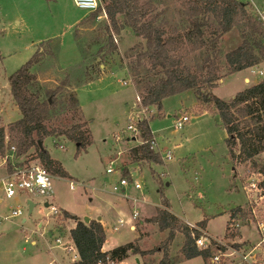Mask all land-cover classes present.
I'll list each match as a JSON object with an SVG mask.
<instances>
[{
	"label": "rangeland",
	"instance_id": "374dc122",
	"mask_svg": "<svg viewBox=\"0 0 264 264\" xmlns=\"http://www.w3.org/2000/svg\"><path fill=\"white\" fill-rule=\"evenodd\" d=\"M156 1L162 5L155 12L166 10L170 23L179 20L172 0ZM238 1L246 3L253 12L264 10V0ZM91 14L78 9L72 0H0V127L20 118L10 95L8 78L43 43V51L50 55H45L35 70L38 83L49 90L64 83L60 101L67 105L69 96L75 94L79 104L77 115L63 113L53 118L51 125L69 128L84 123L91 137L90 144L83 149H77L62 136L47 137L41 143L49 157L67 173L66 177L51 175V195L22 193L7 199L1 192L0 264H70L76 260L69 237L72 222L61 220L62 210L81 220L101 217L105 250L131 244L139 251L134 253L130 249L126 257L108 264H158L165 254L170 259L178 257L184 241L183 228L161 230L158 213L164 210L190 229L198 228V222L205 220L202 230L229 246H233L232 241L245 246L247 236L252 234L250 241L254 246L260 239L255 228L264 221V199L257 206L252 205L255 208L252 212L243 187L251 178L264 186V177L256 176L261 171L252 170L249 163L232 162L222 121L213 110L203 109L207 106L199 104L194 95L167 97L159 111L154 107L142 111L134 79L127 68L134 60L128 57L137 53L129 50L142 47L143 41L123 25L121 16L116 17L120 29L116 34L104 12L93 18ZM110 40L115 51H111ZM239 43L238 33L233 29L218 40V47L224 54ZM98 50L106 55L99 70L90 64ZM224 73L225 69L221 75ZM243 75L250 79L249 84L243 82ZM263 78L264 62L241 74L224 77L213 95L229 100ZM179 114L187 115L189 121L181 130H175L173 125ZM137 119L148 121L158 147L153 151L160 157L159 163L130 161V148L142 143L137 133L127 129L130 124L135 126ZM4 142L8 144V138ZM7 152L5 148L2 154ZM167 152L168 160L164 157ZM37 158L36 150L31 148L11 156L10 160L39 163ZM254 160L257 166H264V152ZM110 162L113 171L106 174ZM120 177L132 182L124 191L125 198L112 192ZM133 183H138L140 189H134ZM27 199L34 204L30 213ZM45 202L54 206L59 215H51L50 209L43 205ZM236 207L245 216L229 217ZM14 209L22 214L9 217ZM102 209L104 212L100 213ZM133 209L138 212L134 229L118 227L117 220L128 217ZM116 225L118 229L113 230ZM56 238L69 244L72 250L67 252L57 245ZM241 238L246 242H239ZM179 264L204 263L195 257Z\"/></svg>",
	"mask_w": 264,
	"mask_h": 264
},
{
	"label": "trees",
	"instance_id": "16d2710c",
	"mask_svg": "<svg viewBox=\"0 0 264 264\" xmlns=\"http://www.w3.org/2000/svg\"><path fill=\"white\" fill-rule=\"evenodd\" d=\"M172 1L180 15L174 23L168 21L166 10L155 12L162 5L156 0H100L104 4L100 3L101 6L91 17L104 12L114 32L118 34L120 29L117 28L116 17L121 16L123 25L143 41L142 47L129 50V53H137L129 55L131 57L128 58L134 60L128 63L127 68L134 79L136 97L142 109L154 107L159 111L165 98L190 92L199 104L207 106L203 109L213 110L222 121L226 132L225 143L232 162L249 163L252 170L259 169L264 173V166H257L254 160L264 152V78L229 100H221L213 95V90L224 77L264 62L263 27L253 10L238 0ZM233 29L237 31L240 43L223 54L218 47V40ZM108 38L112 39L110 35ZM110 44L111 51H115L111 40ZM42 46L43 43L8 78L10 95L20 118L5 128L0 127V155L11 146L15 149L14 156L34 148L39 164L52 176L66 177L67 173L60 163L52 160L38 143H43L47 137L62 136L75 144L77 149H83L90 144L91 137L84 123L69 128L51 125V120L58 115H75L79 111V104L75 94L69 96L67 105L60 101L66 87L64 83L53 90L45 89L38 83L35 70L45 55L49 54L43 51ZM98 59L99 63H95ZM102 59L106 60V55L98 50L90 64L98 69ZM223 69L225 73L221 75ZM136 129L142 143L129 150L130 161L135 164L159 163L160 157L150 149L152 133L148 121H139ZM6 138L8 144L4 142ZM165 206L168 207L167 203ZM158 215L161 230L181 226L184 237L179 256L174 255L170 259L165 254L158 264H179L195 257H200L204 264H211L210 258L216 249L196 248L193 236L199 235L197 230L186 227L165 210L159 211ZM61 216V220L75 223L69 231V237L77 259L70 264L105 263L106 257L117 261L126 257L130 249L139 253L131 244L102 251L105 234L99 221L90 220L85 224L65 210L61 211ZM239 216H245L239 207L230 211L229 217L238 219ZM204 226L205 220L198 222L199 229Z\"/></svg>",
	"mask_w": 264,
	"mask_h": 264
},
{
	"label": "built area",
	"instance_id": "2783aa9c",
	"mask_svg": "<svg viewBox=\"0 0 264 264\" xmlns=\"http://www.w3.org/2000/svg\"><path fill=\"white\" fill-rule=\"evenodd\" d=\"M74 5L80 9L85 10L89 13H94L97 11V9L100 6V0H72ZM255 16L257 17V20L260 22L261 26L264 29V10H256ZM261 74V73H259ZM123 84H126V82H123ZM142 109V108H141ZM147 109H142V111L145 112ZM141 121L140 119H137V123ZM189 121V117L187 115L179 114L173 128L175 130H181L183 128V125ZM136 123V124H137ZM135 126L128 125L127 129L130 130L132 133H137L138 131ZM157 144L155 143L154 137H152L150 141V149L153 151V149H156ZM7 153L10 154H2L0 155V164L5 167L6 169V176L2 182V190L4 193L5 198L9 199L14 196H19L22 193L25 194H31V195H41V196H49L52 193V186H51V174L39 163L32 160V162L25 163L24 161H15L10 160V157L14 156L15 149L13 146L9 147L7 149ZM156 152V150L154 151ZM167 160L170 159V154L167 152L164 156ZM112 163H109V166L106 168L105 173L110 174L112 173L111 168ZM257 177H264V174L261 172H257ZM263 181V180H262ZM131 179H126L123 177H120L118 182L112 187L113 193H119V195L123 196L125 198L124 191L126 188L132 183ZM70 189H73L72 183H70ZM134 189H140V186L138 183H133ZM243 190L248 198V203L251 206V210L254 206H257V204L264 199V186H261L260 183L255 179L251 178L248 183L243 187ZM48 208L50 209L51 215H58L59 211L52 206L51 204L48 205ZM100 213H103L104 210H99ZM22 212L19 209H14L11 211L9 217H16L21 215ZM138 212L137 210L133 209L132 212L128 217L125 219L119 218L117 220L118 227H124L126 226L129 230L134 229V223L137 221ZM113 226V230H117L118 227ZM238 226V225H236ZM193 227V226H191ZM257 231L260 234H264V225L263 223L257 224ZM197 231H199V235L193 236L194 246L198 249H205V248H215V252L210 258L211 264H264V237L259 239V242H257L254 246H252L248 250H243L242 248H239V244L232 243L233 246H229L226 242H223L221 240L212 238L209 236L206 232H204L202 229L199 228H193ZM54 242L57 245H61L64 247L67 252H70L72 250L71 246L69 244H63L61 242L60 238H56ZM74 247V246H73ZM75 249V248H74ZM77 259V255H76ZM108 257L105 258V263L102 261H98L96 264H108L112 263ZM50 264V263H49Z\"/></svg>",
	"mask_w": 264,
	"mask_h": 264
},
{
	"label": "crops",
	"instance_id": "0c3cea01",
	"mask_svg": "<svg viewBox=\"0 0 264 264\" xmlns=\"http://www.w3.org/2000/svg\"><path fill=\"white\" fill-rule=\"evenodd\" d=\"M245 71H247V69H245V70H242V71H239V72H236L237 74H241V73H243V72H245ZM236 73H233V74H236ZM230 75H232V74H230ZM223 80V79H222ZM222 80H220V82L222 81ZM242 80H243V82L246 84V82H248L247 84H249V81H250V79L246 76V75H243L242 76ZM256 83H258V82H256ZM256 83H254V84H256ZM254 84H252V85H254ZM219 85V84H218ZM250 87V86H249ZM187 95H190L191 93H186ZM130 106H132V105H130ZM8 124H6V125H4V127H6ZM152 136H153V134H152ZM131 149V148H130ZM0 167H2L3 168V172H1V174H0V194H2L3 193V190H2V182H1V180H3L4 178H5V176H6V169H5V167L4 166H2L1 164H0ZM132 175H134V173H132ZM2 192V193H1ZM3 195H4V193H3ZM35 195V194H34ZM33 195V196H34ZM5 197V196H4ZM31 202V200H28L27 199V203L28 202ZM2 202V198L0 197V203ZM32 203V202H31ZM45 203H47V202H45ZM44 203V204H45ZM43 204V205H44ZM48 204V203H47ZM49 205V204H48ZM48 205H47V207H48ZM33 207H34V205H33ZM66 211V210H65ZM77 218H79V219H81L80 217H78V216H76ZM98 218H100V223H101V225H102V227H103V231H104V222L102 221V218L101 217H97L96 219H94L95 221H97V219ZM90 219V218H89ZM93 220V219H92ZM72 222V226H71V228H70V230L72 229V228H74V226H75V223L73 222V221H71ZM259 223V222H258ZM260 223H263V225H264V221L263 222H260ZM248 228H245V230H247ZM69 230V231H70ZM250 231V230H249ZM255 231H256V234L258 235V238H262V237H264V234H260L258 231H257V228H255ZM105 234V233H104ZM243 235V234H242ZM248 238H247V240H248V242H247V244L244 246H241V245H239L243 250H245L246 248H247V250L248 249H250L251 247H252V245H251V241H250V239L252 238V234H251V236H247ZM242 238H244V237H242ZM242 238L239 240V242H246V241H244V240H242ZM242 240V241H241ZM232 242H234V241H232ZM32 245H35L36 243H35V241H31L30 242ZM234 243H236V242H234ZM251 245V246H250ZM115 248V247H114ZM113 248H111V249H109V250H112ZM109 250H105L104 248H103V246H102V251H109Z\"/></svg>",
	"mask_w": 264,
	"mask_h": 264
},
{
	"label": "water",
	"instance_id": "95a60500",
	"mask_svg": "<svg viewBox=\"0 0 264 264\" xmlns=\"http://www.w3.org/2000/svg\"><path fill=\"white\" fill-rule=\"evenodd\" d=\"M187 93L189 94L190 92H187ZM38 146L41 148V146H42V145H41V142L38 143ZM27 205H28V213H30L31 210H32V208H33V205H34V204L31 203V202L29 201V202L27 203ZM47 205H48V204L45 203V204H44V207H47ZM82 221H83V223L86 224V223L89 222V218L84 217ZM97 221H100V218H98Z\"/></svg>",
	"mask_w": 264,
	"mask_h": 264
}]
</instances>
